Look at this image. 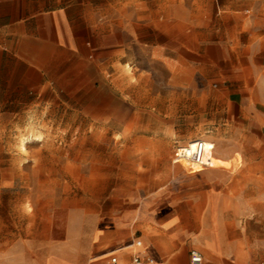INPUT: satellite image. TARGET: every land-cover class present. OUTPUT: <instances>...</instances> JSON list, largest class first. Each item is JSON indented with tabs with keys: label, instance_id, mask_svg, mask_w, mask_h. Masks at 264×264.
Wrapping results in <instances>:
<instances>
[{
	"label": "crops",
	"instance_id": "obj_1",
	"mask_svg": "<svg viewBox=\"0 0 264 264\" xmlns=\"http://www.w3.org/2000/svg\"><path fill=\"white\" fill-rule=\"evenodd\" d=\"M118 6L119 0H0V112L70 98L94 111L111 102L117 122L119 98L163 105L206 98L212 118L223 120V134L240 139L231 145L227 137L222 149L214 135L194 139L213 141L215 155L230 166L207 165L194 173L210 188L198 193L200 212L191 200L145 203L131 224L121 218L98 224L81 241L28 234L22 225L24 235L0 241V264H110L112 256L120 263L149 256L154 264H191L193 249L202 254L201 264H264V191L236 196L229 190L240 179L233 175L238 160L231 151L254 152L264 163V0H218L217 13L211 4L207 23L228 26L193 31L191 51L201 60L189 64L182 62L181 24L172 38L161 18L119 14ZM136 48L150 62L139 61ZM159 69L161 79L154 74ZM138 129L134 133L146 132ZM220 186L226 189L218 191Z\"/></svg>",
	"mask_w": 264,
	"mask_h": 264
},
{
	"label": "rangeland",
	"instance_id": "obj_2",
	"mask_svg": "<svg viewBox=\"0 0 264 264\" xmlns=\"http://www.w3.org/2000/svg\"><path fill=\"white\" fill-rule=\"evenodd\" d=\"M216 1L119 0L118 13L161 18L160 24L172 38L178 36L174 27L181 24L182 62L189 64L201 60L191 51L193 31L206 33L208 25L222 31L228 26L207 23L211 4L217 13ZM231 41L237 44L239 40ZM198 51L205 53L206 49ZM135 53L139 61L150 62L140 49ZM221 55L214 51L215 62L220 65ZM154 74L160 79L165 76L161 69ZM69 99L43 98L24 109L0 112L1 242H13L24 235L22 225L29 229L28 234L49 233L55 240L68 237L81 241L98 224L113 223L118 218L131 224L145 203L152 207L158 202L191 200L200 212L204 206L198 193L210 188L194 173L203 170V162L210 168L230 166L229 161L215 155L216 144L211 140L210 154L196 144L191 158L172 163L174 149L183 146L185 140L191 144L197 136L211 134L222 149V140L229 137L223 134V120L212 118L211 103L206 98L193 104L183 101L164 105L119 98L117 122L111 119V102L106 104L108 108L94 111L84 109L88 106L85 102ZM191 105L198 109L192 111ZM136 127L146 132L136 134ZM35 134L38 137L33 139ZM22 137L25 151L19 146ZM229 139L233 145L240 138ZM231 154L238 160L233 175L240 179L229 190L236 196L243 191H264L260 156L256 158L254 152ZM188 192L194 194L193 198L185 197Z\"/></svg>",
	"mask_w": 264,
	"mask_h": 264
},
{
	"label": "built area",
	"instance_id": "obj_3",
	"mask_svg": "<svg viewBox=\"0 0 264 264\" xmlns=\"http://www.w3.org/2000/svg\"><path fill=\"white\" fill-rule=\"evenodd\" d=\"M196 144H201L205 147V152L206 154H209V144H207L206 142L202 141V140H195L193 141V143L191 144H186L184 146L178 147L175 150V157L173 159L174 162H180L182 160H187L189 158H191L193 156V148L192 146L196 145ZM207 166L206 163L203 162L202 167ZM202 262V254L196 250L193 249L190 251V263L191 264H201ZM110 264H154V260L153 258L149 257V256H134L132 258V260L130 262L127 263H120L117 260L116 256H112L110 258Z\"/></svg>",
	"mask_w": 264,
	"mask_h": 264
},
{
	"label": "bare ground",
	"instance_id": "obj_4",
	"mask_svg": "<svg viewBox=\"0 0 264 264\" xmlns=\"http://www.w3.org/2000/svg\"><path fill=\"white\" fill-rule=\"evenodd\" d=\"M37 134V133H36ZM35 134V137L33 138V139H36V135ZM38 137V136H37ZM22 140H21V142H20V148L23 150V151H25L26 150V148H25V144H24V142H23V137L21 138ZM40 140V139H39Z\"/></svg>",
	"mask_w": 264,
	"mask_h": 264
}]
</instances>
